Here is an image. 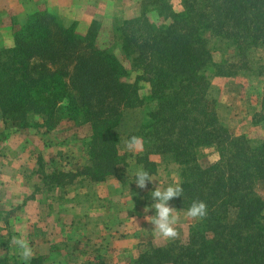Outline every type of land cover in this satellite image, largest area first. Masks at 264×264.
<instances>
[{"label":"trees","instance_id":"obj_1","mask_svg":"<svg viewBox=\"0 0 264 264\" xmlns=\"http://www.w3.org/2000/svg\"><path fill=\"white\" fill-rule=\"evenodd\" d=\"M180 5L140 0L137 13L101 44L96 25L81 35L75 22L64 24L48 11L29 15L13 45L0 49L1 118L20 128L33 115L49 129L64 119L88 125V164L69 176L103 181L120 174L127 166L123 142L133 135L143 140L136 161L150 174L158 171L152 156L178 165L184 197L170 206L186 211L199 199L208 215L185 242L145 251L137 264H264V143L253 146L220 123L207 75L210 66L216 76L248 68L250 51L264 45V0ZM211 38L227 41L236 59L215 63ZM130 113L141 118L132 121ZM254 122L264 124V94ZM209 146L219 160L203 165L197 150ZM145 196L148 207L151 192ZM0 264L21 260L0 256Z\"/></svg>","mask_w":264,"mask_h":264},{"label":"rangeland","instance_id":"obj_2","mask_svg":"<svg viewBox=\"0 0 264 264\" xmlns=\"http://www.w3.org/2000/svg\"><path fill=\"white\" fill-rule=\"evenodd\" d=\"M171 1L174 9L180 10V0ZM22 2L20 16L12 15L6 25L0 24V49L7 47L8 32L14 35L29 15L40 11L52 13L64 24L75 22L81 35L96 25L97 40L99 44L105 43L113 39L117 26L137 13L140 4V0ZM150 17L153 18L151 14ZM112 45L116 46L115 43ZM210 46L215 63L236 59L235 50L227 41L211 38ZM249 54L248 68L239 70L236 75L216 76L213 66L209 67L207 75L210 80L209 97L216 100L220 123L232 136L245 135L256 146L264 143V124L254 122L255 114L261 110L264 94V45L253 48ZM129 117L136 121L141 115L130 113ZM29 121L30 126L20 128L19 124L4 123L0 114V161L11 158L15 164L24 153L22 146L28 152L25 171L37 170L27 177L30 187L38 195V208L42 215L39 217L37 214L35 219L29 216L26 224L21 222V218L10 220L16 215L18 208L15 207L22 204L19 205L11 195L3 198L0 191V256L30 264L20 258L18 248L12 243V238L20 235L30 242L34 257H44L39 264H137V258L145 251L186 241L190 228L198 220L185 218V211H180L179 237L166 241L145 219L146 216H154L155 210L144 211L147 207L144 204L146 192L157 186L163 189L180 182L177 164L152 156L158 166L157 173L153 175L155 181L149 182L146 189H140L134 181L135 172L141 166L135 158L138 152H129L123 142L122 152L126 155L127 166L121 168L120 174L108 176L103 181L85 180L84 174L69 176L72 171L82 172L88 164L85 148L88 125L77 126L64 119L49 129L39 125L42 121L37 115ZM197 154L203 165L219 160L215 147L198 148ZM15 168L8 169L14 179ZM59 182L62 185H58ZM260 190L263 193L264 186ZM12 192L14 195L15 190ZM26 226L29 227L24 230ZM18 227L23 230H17Z\"/></svg>","mask_w":264,"mask_h":264},{"label":"clouds","instance_id":"obj_3","mask_svg":"<svg viewBox=\"0 0 264 264\" xmlns=\"http://www.w3.org/2000/svg\"><path fill=\"white\" fill-rule=\"evenodd\" d=\"M125 147L129 152L136 153L143 150V140L139 136H131L125 141ZM155 181L152 174L142 165L135 172V184L140 189H145L149 182ZM184 197V188L181 183L169 184L165 188L159 186L151 191L153 203L144 209L147 213L150 209L155 210L154 216H146L153 226V231L166 241H174L179 237L177 226L181 223L180 211L170 206L169 202L174 198ZM208 215V205L203 200H193L184 212L185 218L203 220ZM12 243L18 248V255L25 262L34 258V251L30 242L23 235L12 238Z\"/></svg>","mask_w":264,"mask_h":264},{"label":"crops","instance_id":"obj_4","mask_svg":"<svg viewBox=\"0 0 264 264\" xmlns=\"http://www.w3.org/2000/svg\"><path fill=\"white\" fill-rule=\"evenodd\" d=\"M23 2L22 0H0V24L6 25L8 22V18L12 15H19L22 11ZM11 28V27H9ZM6 30L7 27L5 28ZM16 29V27H15ZM9 35H7V47H11L13 44V33L8 32ZM22 150L24 153H22L20 158L16 159L15 164L12 163L11 158H5V160L0 161V191L2 192V197L5 198V196L11 195L12 198H15L17 203L21 205V207H15L18 208L16 211L15 217L12 216L9 219L13 220L15 218H21V222L24 224L28 223V217L32 215V217L35 219L37 214L39 217H41L42 213L40 212V209L38 208V195L35 194V191L32 190L30 187L29 178L27 177V174L29 173H35L37 170L34 168L31 169V171L28 173L25 171L26 166L28 164V152L25 151L24 147L22 146ZM9 159V160H8ZM16 167V177L15 179L12 176V173L9 172V168ZM35 170V171H34ZM17 187H19L21 190H18ZM15 190V194L13 195V192ZM48 197V196H47ZM24 202H26V206H24ZM48 216L49 213H48ZM39 221V220H38ZM41 222V221H40ZM38 222V223H40ZM29 226H26L28 228ZM11 228L12 225H11ZM17 230H23L22 227H18Z\"/></svg>","mask_w":264,"mask_h":264}]
</instances>
